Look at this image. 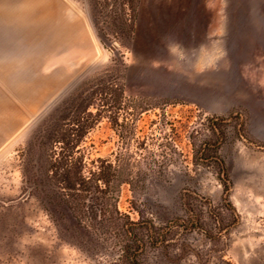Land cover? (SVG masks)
<instances>
[{"label": "rangeland", "instance_id": "374dc122", "mask_svg": "<svg viewBox=\"0 0 264 264\" xmlns=\"http://www.w3.org/2000/svg\"><path fill=\"white\" fill-rule=\"evenodd\" d=\"M99 3H53L65 32L24 68L56 76L41 95L0 79V264H131V234L112 222L136 208L167 226L143 264H264V0H139L123 34L118 6ZM11 35L0 26V53ZM70 95L108 101L77 149L82 174L101 158L132 182L103 227L92 199L96 218L81 219L45 175L43 128Z\"/></svg>", "mask_w": 264, "mask_h": 264}, {"label": "trees", "instance_id": "16d2710c", "mask_svg": "<svg viewBox=\"0 0 264 264\" xmlns=\"http://www.w3.org/2000/svg\"><path fill=\"white\" fill-rule=\"evenodd\" d=\"M96 2H100L103 8L110 5L118 6L120 15L117 22H112V25L120 34L132 31L139 0H96ZM107 104L108 101L104 99H100L99 102L78 101L70 95L60 105L61 115L48 121L43 128V139L50 146L46 157V177L48 178L47 175L51 172L50 180L59 184L60 189L68 192L81 219L92 220L94 216L96 218L92 211L85 209L84 200L92 199L99 206L98 212H102L103 219L97 223L100 227L107 225L108 220L109 223L112 222L110 219H112L113 211L110 208V200L113 199L112 193L115 196L117 194L115 188L122 183H132L128 178L116 179L115 167L111 162L106 163V160L101 158L95 159L98 164L90 170L89 176H84L82 159L76 156L82 139L100 120L101 112ZM92 109L95 111L93 112ZM114 123L120 128L124 126L117 120H114ZM222 185L226 191V182H222ZM136 213L138 215L136 221L122 220L116 216L112 223L124 229L125 237L126 233L131 234V242L124 244L125 258L131 259V264H134L133 259H136V264H143L142 253L146 251L149 244L164 243L167 226H155L153 219L144 218L143 209L136 208Z\"/></svg>", "mask_w": 264, "mask_h": 264}, {"label": "bare ground", "instance_id": "6f19581e", "mask_svg": "<svg viewBox=\"0 0 264 264\" xmlns=\"http://www.w3.org/2000/svg\"><path fill=\"white\" fill-rule=\"evenodd\" d=\"M53 3L55 0H0V26L12 31L13 40L11 48L4 46L0 54V76L6 82L19 81L21 97L41 95L56 79L49 76L37 82L24 70L33 62L42 61L65 32L70 13L59 12ZM8 52H11L9 57L5 55Z\"/></svg>", "mask_w": 264, "mask_h": 264}, {"label": "crops", "instance_id": "0c3cea01", "mask_svg": "<svg viewBox=\"0 0 264 264\" xmlns=\"http://www.w3.org/2000/svg\"><path fill=\"white\" fill-rule=\"evenodd\" d=\"M11 53V52H10ZM10 53L8 52V53H5V55H7V57H9L10 56ZM1 55L3 54V52L2 53H0ZM12 55V54H11ZM20 56V55H19ZM11 57H13V56H11ZM21 58V57H20ZM22 59V58H21ZM0 79L2 80V78H1V76H0ZM5 84H12V83H10V82H6V81H4V80H2ZM28 99V98H27ZM7 122H9L10 124H11V120L10 119H5Z\"/></svg>", "mask_w": 264, "mask_h": 264}]
</instances>
